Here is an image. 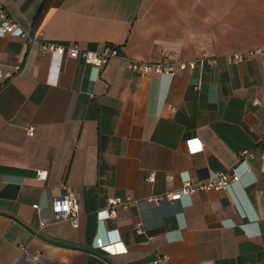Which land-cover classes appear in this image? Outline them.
<instances>
[{
    "label": "crops",
    "instance_id": "crops-1",
    "mask_svg": "<svg viewBox=\"0 0 264 264\" xmlns=\"http://www.w3.org/2000/svg\"><path fill=\"white\" fill-rule=\"evenodd\" d=\"M0 10L39 41L119 49L95 68L0 36V72H10L0 76V264H151L156 254L264 264V55L233 59L264 44V0H0ZM162 51L214 64L171 78L125 67ZM242 150L251 157L239 164ZM233 167L239 180L224 189L144 201ZM63 188L78 199L76 227L53 218ZM123 195L136 200L123 218L96 219L106 198Z\"/></svg>",
    "mask_w": 264,
    "mask_h": 264
},
{
    "label": "built area",
    "instance_id": "built-area-1",
    "mask_svg": "<svg viewBox=\"0 0 264 264\" xmlns=\"http://www.w3.org/2000/svg\"><path fill=\"white\" fill-rule=\"evenodd\" d=\"M0 36H13L24 39L27 43L37 42L41 52H49L59 57L67 56L69 58H79L83 63L89 64L95 68H100L106 62L114 57L119 56V49L116 46L105 45L100 50H89L82 49L75 44L61 45L36 40V37L31 35L29 29L22 28L8 13L0 10ZM253 54L264 55V44L247 49L242 52H238L233 55V59L240 61L245 55L250 56ZM205 60L208 64H214V58L208 56L205 53L198 55L195 59L190 60H179L171 56L167 51H162L157 60L152 62H144L135 59H124V64L127 70L138 74V75H150L159 76L165 74L170 78L177 71L184 69H193L196 65V61L200 64ZM19 68L18 64L13 66L14 70ZM0 76H10V72L2 73ZM198 82H196L193 88H197ZM254 104L258 103L257 100L253 101ZM264 105V104H263ZM32 127L28 128V134H31ZM185 147L189 154L197 153L201 150L200 142L195 139H186L184 141ZM246 157H251V154L247 150H242L239 153V164L243 162ZM36 177L38 179H44L45 170H36ZM154 177V171H148L146 175V181L152 182ZM171 177L166 176L169 180ZM239 180V174L236 168H230L226 171L215 172L207 179L204 180H191L186 179L181 183L178 190L168 193H157L151 194L144 198V201L150 203H158L162 199L177 200L181 194L190 195L196 191H207V190H219L226 188L230 183L237 182ZM128 195L108 197L105 200V206L102 209L96 210L95 216L98 221L105 219L119 220L123 218L120 212L125 211L128 206L134 203ZM33 207H36L33 205ZM51 210L53 213L54 220H68L71 226H77L78 218V199L69 188H63L51 199ZM134 231L136 233H142L143 228L140 221L134 224ZM95 247L104 253H115L113 243L98 244ZM124 251V248H121ZM118 251V252H121ZM117 253V252H116ZM32 259L36 260L35 255L31 256ZM151 264H170L168 256L166 254H156L155 258L151 261Z\"/></svg>",
    "mask_w": 264,
    "mask_h": 264
},
{
    "label": "clouds",
    "instance_id": "clouds-1",
    "mask_svg": "<svg viewBox=\"0 0 264 264\" xmlns=\"http://www.w3.org/2000/svg\"><path fill=\"white\" fill-rule=\"evenodd\" d=\"M101 244H105V243H101ZM101 244H100V245H101ZM97 245H98V244H97Z\"/></svg>",
    "mask_w": 264,
    "mask_h": 264
}]
</instances>
